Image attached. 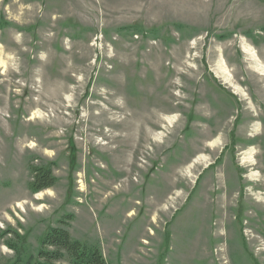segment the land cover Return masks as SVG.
Returning a JSON list of instances; mask_svg holds the SVG:
<instances>
[{
    "label": "rangeland",
    "instance_id": "rangeland-1",
    "mask_svg": "<svg viewBox=\"0 0 264 264\" xmlns=\"http://www.w3.org/2000/svg\"><path fill=\"white\" fill-rule=\"evenodd\" d=\"M60 221L107 264H264V0H0V264Z\"/></svg>",
    "mask_w": 264,
    "mask_h": 264
},
{
    "label": "trees",
    "instance_id": "trees-1",
    "mask_svg": "<svg viewBox=\"0 0 264 264\" xmlns=\"http://www.w3.org/2000/svg\"><path fill=\"white\" fill-rule=\"evenodd\" d=\"M32 181L30 188L33 192L52 187L57 178L51 167H31ZM68 221L72 215L65 217ZM58 226L50 228L41 241L39 258L43 264L61 261L65 264H107V261L97 245L83 243L72 237L68 222L60 221Z\"/></svg>",
    "mask_w": 264,
    "mask_h": 264
},
{
    "label": "bare ground",
    "instance_id": "bare-ground-1",
    "mask_svg": "<svg viewBox=\"0 0 264 264\" xmlns=\"http://www.w3.org/2000/svg\"><path fill=\"white\" fill-rule=\"evenodd\" d=\"M245 50H246V51H248V52H250V50H249V49H247V48H245ZM250 53H252V52H250Z\"/></svg>",
    "mask_w": 264,
    "mask_h": 264
}]
</instances>
